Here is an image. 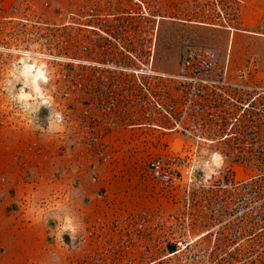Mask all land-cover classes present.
<instances>
[{
	"label": "built area",
	"instance_id": "1",
	"mask_svg": "<svg viewBox=\"0 0 264 264\" xmlns=\"http://www.w3.org/2000/svg\"><path fill=\"white\" fill-rule=\"evenodd\" d=\"M255 1L194 0L186 19L226 32L227 50L220 59L209 47H186L173 74L152 70L150 48L131 63H89L84 55L104 51L95 50L94 38L92 50L80 35L65 47L81 54L77 66H93L97 81L87 99L81 76L66 82L64 109L74 103L80 109L65 117L67 131L96 155L109 146L108 136L119 141L120 133L139 137L145 150L151 144L163 150L151 158L146 152L144 163L169 202L168 212L122 214L106 224L98 218L92 226L97 248L77 264H264V49L235 65L230 58L235 34L264 43V12L253 22L246 17ZM30 7L31 0H0V13L12 14L8 20L32 25V38H45L40 28L48 24L34 14L33 0L32 22L27 14L16 16ZM60 16L63 27L85 36V29L94 33L100 13L88 4ZM211 153L223 157L220 167H204Z\"/></svg>",
	"mask_w": 264,
	"mask_h": 264
},
{
	"label": "rangeland",
	"instance_id": "2",
	"mask_svg": "<svg viewBox=\"0 0 264 264\" xmlns=\"http://www.w3.org/2000/svg\"><path fill=\"white\" fill-rule=\"evenodd\" d=\"M113 1L117 14H125L129 8L137 5L134 0ZM193 1L150 0V14L152 16L158 15L160 7L164 12L163 28L159 30L157 39L151 38L153 44L149 46L150 53L152 51L149 56L152 57L150 62L152 61L153 71L165 74L175 73L178 69L181 53L189 46L209 47L220 59L224 58L228 46L227 33L192 24L191 19H186L187 15H193L191 13ZM111 2V0H33L34 14H39L41 20L48 24V26L40 28V34L44 33L45 38L39 39L32 38V25L29 26L12 19L8 20V17L12 16L8 11L0 13V151L6 150L9 154H13L16 160L20 159L21 163H19L16 177H32L29 164L32 161V147L47 146L57 155L61 154V150L65 148H74L75 137L67 131L64 119L70 115V112L71 114L79 113L80 109L74 103L72 107L65 110L66 102L61 98V94L66 87V82L73 83V80L77 79L75 75L81 76L78 81L83 83V92L86 93L84 98L86 99V96H91L88 93L89 89L97 82L92 76L94 69L91 64L85 67L76 65L75 60L81 58V54L76 53V51L75 53H65V47L72 48L79 35L88 45V48L90 47L92 50V39L94 38L92 33L85 29L84 31L89 32L85 37L79 33V29L76 27H63L60 15L66 12L78 13L79 7L92 4L104 16L103 21L110 22L111 19L106 16L110 14L113 8ZM246 9V17H249L250 21L253 22L264 12V0H256L253 5H249ZM25 14H27L26 19L32 22V0L30 9L25 11L21 8L16 16H26ZM4 17L7 19L4 20ZM124 18L127 17H120V19ZM148 20L154 21L155 26L156 20ZM198 20L197 17L193 21L197 22ZM43 47L53 49L55 52L46 54L47 52L43 51ZM263 49L262 40L235 34L231 41V62L234 65L238 64L248 52L261 56ZM33 51L36 53H32ZM108 52L109 49H105L99 54H95L94 57L90 53L84 57L89 63L97 61L103 63L111 60L110 58L116 61L117 56ZM120 57L122 61L131 63V61L128 62L129 57L127 55L122 54ZM25 64L39 66L45 76V80L38 82L37 89L33 85L32 88L30 87L29 77L27 78L23 73ZM10 95H20L21 100L19 102L13 101L10 99ZM50 113L53 126L57 127L53 133L47 132L49 120L46 118L49 117ZM57 113L61 116L59 125L56 124ZM151 139L152 137H149V140ZM106 142L109 146L102 151L101 155H97L98 157H95L96 154L90 151L84 152L91 157L99 158L100 164L105 166L113 163L123 165L119 168L121 169L120 172L136 177L122 178L131 186L129 187L131 207L115 214L104 212L87 217L84 224L81 225L82 228L73 232V238L67 237L70 241L71 239L74 241L73 244L67 242L69 246L66 250L69 252L70 264H77L80 256L91 254L97 248V237L92 226L98 218L106 224L112 217L122 214L169 211V202L162 196L159 186L149 179L144 163L146 152L149 155L148 158L165 152L153 148L152 144L145 150L141 147L139 137L134 136L129 139L128 136H123L121 133L119 141L108 136ZM112 154H116V157H113ZM111 170L116 169L111 168ZM106 199V196L100 199L101 203H105ZM64 236L69 235L64 233ZM17 252L14 255L24 254L20 248ZM60 252L62 251L59 249ZM1 260L0 258V264Z\"/></svg>",
	"mask_w": 264,
	"mask_h": 264
},
{
	"label": "crops",
	"instance_id": "3",
	"mask_svg": "<svg viewBox=\"0 0 264 264\" xmlns=\"http://www.w3.org/2000/svg\"><path fill=\"white\" fill-rule=\"evenodd\" d=\"M73 147L59 155L47 146L32 147L30 178L16 177L20 159L0 151L1 264H70L67 242L73 244L69 238L87 217L131 207V186L122 178L136 177L120 172L123 165L105 166ZM64 230L69 236L63 237ZM19 248L24 254L14 255Z\"/></svg>",
	"mask_w": 264,
	"mask_h": 264
},
{
	"label": "flooded vegetation",
	"instance_id": "4",
	"mask_svg": "<svg viewBox=\"0 0 264 264\" xmlns=\"http://www.w3.org/2000/svg\"><path fill=\"white\" fill-rule=\"evenodd\" d=\"M111 1L113 8L106 16L111 19L110 22H104V16L101 14L93 22L95 50L109 49V52L117 56V61L122 60L120 57L122 54L127 55L130 60L135 59L138 53L147 54L152 42L151 38L157 39L159 30L163 28L162 7L154 17L150 14V0H134L137 5H133L125 14H117L114 1ZM120 17L127 18L120 19ZM148 19L156 20L155 26V22Z\"/></svg>",
	"mask_w": 264,
	"mask_h": 264
},
{
	"label": "clouds",
	"instance_id": "5",
	"mask_svg": "<svg viewBox=\"0 0 264 264\" xmlns=\"http://www.w3.org/2000/svg\"><path fill=\"white\" fill-rule=\"evenodd\" d=\"M10 99L13 101L19 102L21 100V96L20 95H10ZM36 115L38 118V111H37ZM56 116H57L56 124L59 125V121L61 119V116L59 113H57ZM46 119L49 120L47 132L48 133L55 132L57 130V127L53 126V123L51 121V113H50L49 117ZM37 126L39 127V125H37ZM205 155H208L207 150H205ZM222 161H223V157L219 153H211L210 154V161H204V167L209 168L211 166V164H214L215 167L218 168L221 166ZM210 162H211V164H210Z\"/></svg>",
	"mask_w": 264,
	"mask_h": 264
},
{
	"label": "bare ground",
	"instance_id": "6",
	"mask_svg": "<svg viewBox=\"0 0 264 264\" xmlns=\"http://www.w3.org/2000/svg\"><path fill=\"white\" fill-rule=\"evenodd\" d=\"M19 54V53H18ZM47 58V57H46ZM61 59V58H60ZM52 60V59H51ZM55 60V59H54ZM65 60V59H64ZM67 60V59H66ZM64 62V61H63ZM70 62V61H69ZM73 62V61H72ZM71 63V62H70ZM75 63V62H73ZM23 73L27 78L29 77L30 87L32 88V85L34 88L37 89L38 82L45 80V76L43 75L42 70L39 66L35 65H26L24 66Z\"/></svg>",
	"mask_w": 264,
	"mask_h": 264
}]
</instances>
